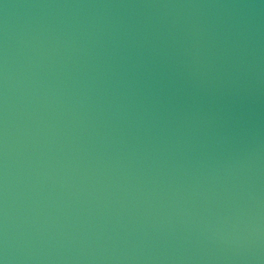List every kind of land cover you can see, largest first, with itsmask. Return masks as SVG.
<instances>
[{
    "label": "water",
    "instance_id": "95a60500",
    "mask_svg": "<svg viewBox=\"0 0 264 264\" xmlns=\"http://www.w3.org/2000/svg\"><path fill=\"white\" fill-rule=\"evenodd\" d=\"M0 264H264V0H0Z\"/></svg>",
    "mask_w": 264,
    "mask_h": 264
}]
</instances>
